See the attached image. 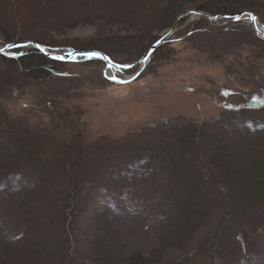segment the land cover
Returning <instances> with one entry per match:
<instances>
[{
  "label": "trees",
  "instance_id": "1",
  "mask_svg": "<svg viewBox=\"0 0 264 264\" xmlns=\"http://www.w3.org/2000/svg\"><path fill=\"white\" fill-rule=\"evenodd\" d=\"M27 1L32 5V14L25 20L32 19V23L54 24L60 16L61 21L71 17L108 23L107 18L114 16L123 22L128 21L143 37H118L111 41L60 47L24 40L22 36H10L17 33L14 23L20 22V13L14 10L18 8L19 2H16L12 8L13 16L9 17L12 22L7 27L1 26L2 31L9 34L2 43L3 47L32 42L43 47L52 57H63L65 60L53 59L32 46L0 54V67L3 68H0V84L14 89L28 79L66 78L63 66H72L65 63L71 60L69 53L101 52L115 65L138 63L159 40L148 38L147 27L155 30L161 21L163 23L160 7L165 2L59 0L56 5L53 0V11L42 13L39 6ZM258 4L257 0H210L189 10L203 14L197 23L208 22L207 16L225 19L249 13L255 15L264 27V7ZM2 13L0 4L3 16ZM177 16L172 14L166 26L172 27ZM188 18L183 17L180 22ZM19 25L22 26L21 23ZM161 48L153 52L149 63L159 57ZM95 62L100 60L91 58L88 61ZM216 63L228 70V66L218 60ZM98 77L102 87L116 84L103 72H98ZM243 85L249 88L248 94L225 89L230 97L240 99L241 107L253 109L264 116V83L245 81ZM6 90L0 89V100L10 93ZM222 90L216 94L220 95ZM45 106L48 108L47 104ZM50 109L55 118L60 119L59 123H64L62 117L68 116V112L62 113L57 107ZM60 128L63 127L60 125ZM147 135L151 139L156 138L159 143L138 151L147 153L153 163L160 161V164L152 166L150 163L147 168L138 170L126 163H109L110 158L100 157L99 160L96 152L83 142L81 133L67 135L61 142H54L32 125L7 119L0 113V200L5 205L0 209V264L71 263L76 246L81 241L79 235L84 230L80 223L82 212L76 210L78 193L85 190L87 198L109 195L113 200L126 204L140 220L141 230L144 225L148 229L149 251L143 256L136 253L129 258L122 257V264H153L154 256L160 258L170 248L185 252L195 241L190 237L200 230L209 229L205 224L210 214L206 211L211 207L216 208L211 216H214L217 225H221L228 220H236L239 215L248 214L264 199V136L236 138L223 118L186 122L151 131ZM257 156L263 159L256 160ZM236 158L243 163L234 169L226 166L218 169L220 162ZM248 159L249 162L246 161ZM17 178L18 182L15 181ZM13 182L21 185L13 188ZM207 205H210L209 208ZM42 237L44 240L39 241ZM240 239L241 236L237 237V241H242ZM40 250L47 252L46 258L38 255ZM190 253L184 264H194L195 260H199L201 252L196 254L194 250H189ZM28 254L31 261L26 260L25 255Z\"/></svg>",
  "mask_w": 264,
  "mask_h": 264
},
{
  "label": "rangeland",
  "instance_id": "2",
  "mask_svg": "<svg viewBox=\"0 0 264 264\" xmlns=\"http://www.w3.org/2000/svg\"><path fill=\"white\" fill-rule=\"evenodd\" d=\"M30 1L39 6L42 13H51L55 8L53 0ZM209 1L165 0L160 7L163 23L161 21L155 30L147 27L148 38L160 40L167 36L159 46L162 47L159 57L150 63L120 70L107 67L101 59L95 63H88L91 58L71 59L65 63L72 66H63L66 78L28 79L22 81L17 89L0 84V89L10 91L0 100V113L7 119L32 125L54 142H61L67 135L81 133L83 142L96 152L99 160L100 157L110 158L109 163H126L138 170L147 168L150 163L152 166L160 164V161L153 163L147 153L138 150H147L159 143L147 135L149 132L169 126L223 118L236 138L264 136V116L241 107L240 99L230 97L225 89L245 95L249 93V88L243 85L245 81L264 83V39L254 32L248 19L226 25L212 24L209 18L208 22L197 23L200 15L189 9ZM257 1L260 7H264V0ZM16 2H19V10H14L20 13L19 24L22 26L13 20L17 33L10 36H22L24 40L60 47L111 41L118 37H143L128 21L123 22L114 16L107 18L108 23L71 17L61 21V16L54 24L32 23V19L25 20L32 14V5L27 0H1L0 48L9 36L1 26L7 27L12 22L9 17L13 16L12 8ZM54 3L57 5L59 0H54ZM172 14L178 15V19L172 27H167ZM188 16L185 22H180ZM224 21L219 18L216 23ZM260 28L264 30L262 25ZM23 43H28L23 49L35 45ZM216 60L228 66V70ZM98 72H103L116 84L102 87ZM17 74L20 75L19 72ZM128 80L131 81L124 85L120 83ZM221 89V94H216ZM52 107H57L62 113L68 112V116L62 117L64 123H59L60 119L51 113ZM255 158L263 159L262 156ZM242 163L238 158L227 159L226 163H219L218 169L225 166L234 169ZM19 185L13 182L12 187ZM86 193V190L78 193L76 212H82L80 223L84 230L79 235L81 241L69 264H122V257L129 258L136 253L143 256L149 251V231L145 225L141 230L140 220L126 204L113 200L109 195L87 198ZM2 203L0 200V209L5 206ZM215 209L211 207L206 211L210 214L205 224L209 229L200 230L190 237L195 241L187 251L170 248L160 258L154 256L152 263L184 264L191 256L188 251L194 250L195 253L201 252L196 253L200 258L194 264H264V199L248 214L239 215L236 220H228L219 226L211 216ZM239 236L241 243L237 241ZM43 240L42 237L39 241ZM46 253L40 250L38 255L46 258ZM25 256L31 261L30 254Z\"/></svg>",
  "mask_w": 264,
  "mask_h": 264
},
{
  "label": "water",
  "instance_id": "3",
  "mask_svg": "<svg viewBox=\"0 0 264 264\" xmlns=\"http://www.w3.org/2000/svg\"><path fill=\"white\" fill-rule=\"evenodd\" d=\"M195 14H196V13H195ZM199 15H203V14H199ZM245 16H250V18H251V25H252L254 31L256 32V34H257L258 36L264 38V33H262L260 30H258V28H257V26H256V24H255V23H256V17H255L253 14H249V13H241V14H238V15H236V16H234V17H233V16L229 17L230 20H226V21H224V22H219V23H216V21L218 20V18H217V19H214V18H212L211 16H207V17L210 19V21H211L212 24H215V25H226L227 23L237 22V21H239V20L245 18ZM252 17H255V20H253ZM171 32H172V31H171ZM166 38H167V36L164 37V38H161L156 44H154V45H153V46H152V47L146 52V54L141 58V60H140L138 63H136L135 65H133L132 67H129V68H124V67H121V66H116V65H114L113 63H111V62L108 60V58H107V59H103L102 57H106V56H105L104 54L100 53V52H92V53H99V54H100L99 56H93V57L103 60L108 66H110V67H112V68L114 67V68H117V69H120V70L134 69V68H136V67L146 65L147 62H148V60L151 58L153 52H154L156 49H158L159 46L162 45V44L165 42ZM14 45H17V47H11V48H9V47H5V48H3V49H4L3 52H0V54H2V53H4V52H7V51H11V50L17 49V48H24V47L28 46V43H21V44H14ZM31 45H32V44H31ZM38 50H39L42 54H44V55H46V56H50V55H48L44 50L41 51L40 48H38ZM82 54H83V53L72 54L71 57H73L74 59H77V58H85V59H86V58H88V57H86V56H84V55H82ZM53 58L56 59L55 57H53ZM91 58H92V57H91Z\"/></svg>",
  "mask_w": 264,
  "mask_h": 264
},
{
  "label": "snow or ice",
  "instance_id": "4",
  "mask_svg": "<svg viewBox=\"0 0 264 264\" xmlns=\"http://www.w3.org/2000/svg\"><path fill=\"white\" fill-rule=\"evenodd\" d=\"M253 20H255V17H252ZM6 47H17V45H6ZM37 48H40V45H36ZM3 48H0V52H3ZM41 51H43V49L41 48ZM82 55L88 57V58H91L93 56H99L100 54L99 53H83ZM69 56H71V53H69ZM58 59H63V57H57ZM103 59H107V57H102ZM113 79H115V77H113Z\"/></svg>",
  "mask_w": 264,
  "mask_h": 264
},
{
  "label": "bare ground",
  "instance_id": "5",
  "mask_svg": "<svg viewBox=\"0 0 264 264\" xmlns=\"http://www.w3.org/2000/svg\"><path fill=\"white\" fill-rule=\"evenodd\" d=\"M246 17H250V16H245V18H246ZM248 21H250V20H248ZM258 22H259V21H257V19H256V23H255V24H256V26H258V29H260V26H259V23H258Z\"/></svg>",
  "mask_w": 264,
  "mask_h": 264
}]
</instances>
